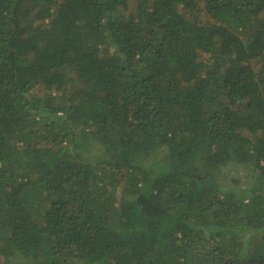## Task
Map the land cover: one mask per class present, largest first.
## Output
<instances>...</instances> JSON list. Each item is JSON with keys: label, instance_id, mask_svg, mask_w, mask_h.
Listing matches in <instances>:
<instances>
[{"label": "trees", "instance_id": "16d2710c", "mask_svg": "<svg viewBox=\"0 0 264 264\" xmlns=\"http://www.w3.org/2000/svg\"><path fill=\"white\" fill-rule=\"evenodd\" d=\"M0 264H264V0H0Z\"/></svg>", "mask_w": 264, "mask_h": 264}, {"label": "rangeland", "instance_id": "374dc122", "mask_svg": "<svg viewBox=\"0 0 264 264\" xmlns=\"http://www.w3.org/2000/svg\"><path fill=\"white\" fill-rule=\"evenodd\" d=\"M159 156L155 159L156 165H160ZM223 178L225 182L232 187L233 190L238 191L240 186L245 183L249 184L250 187L253 188L259 187L258 184L260 181L257 177L252 175L251 169H246L243 167L238 166H229L225 167L222 170ZM234 184V185H233Z\"/></svg>", "mask_w": 264, "mask_h": 264}]
</instances>
